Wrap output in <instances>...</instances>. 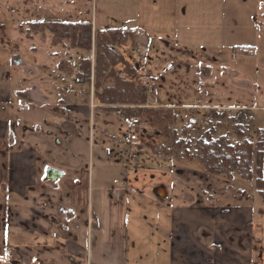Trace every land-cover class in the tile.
<instances>
[{
	"label": "crops",
	"instance_id": "crops-1",
	"mask_svg": "<svg viewBox=\"0 0 264 264\" xmlns=\"http://www.w3.org/2000/svg\"><path fill=\"white\" fill-rule=\"evenodd\" d=\"M102 1L101 12L122 18L116 21L120 26L99 30L130 29L131 39L138 34L154 42L169 39L212 51L223 47L227 28L225 0ZM109 3H114L118 11H112ZM253 16L254 13L248 17L250 24ZM247 47L256 51L253 44ZM9 58L5 54L0 61V139L4 138L8 147L0 151V202L21 206L18 218L30 224V230L41 240V234L50 239L45 249L26 242L25 261L36 264L52 259L54 263L83 264L85 258V264H264V204L254 188V177L249 182L236 173L231 182L219 176L205 177L214 180L211 193L191 178L190 185L181 183L190 189L182 193L186 202H174L175 195L163 186L153 190L159 198L157 204L136 200L126 182L115 178L116 173L106 161L94 160L91 155V166L81 170L73 149L84 144L87 133L81 135L80 129L66 124L63 118L81 122L95 105L88 104L82 92L74 88L57 98L58 86L53 82L59 76L58 64L56 71L44 70V75L34 71L28 80L16 72L11 74ZM60 62H64L62 58ZM62 66L68 69L66 63ZM200 68L204 69L202 76L208 78L211 67L202 63ZM261 69L264 63L256 61L248 84L259 89V95L262 93L258 85L262 82L264 86ZM220 70L226 74L223 67ZM262 96L256 99L259 107L226 104L205 108L216 112L242 109L254 122L251 113L264 110ZM161 107L172 110L173 106ZM67 126L72 130L68 141ZM254 138L255 134L249 141ZM143 142L140 139L138 146ZM95 163L97 168L92 167ZM196 170V174H203L200 168ZM189 172L195 175L194 170ZM177 173L174 176L185 175L182 170ZM227 185L234 191L246 190L247 194L236 197ZM215 189L218 199L214 200ZM85 221L90 227L86 249L78 239L79 225ZM57 239H61V247ZM53 250L55 254L47 256Z\"/></svg>",
	"mask_w": 264,
	"mask_h": 264
},
{
	"label": "rangeland",
	"instance_id": "rangeland-1",
	"mask_svg": "<svg viewBox=\"0 0 264 264\" xmlns=\"http://www.w3.org/2000/svg\"><path fill=\"white\" fill-rule=\"evenodd\" d=\"M101 2L104 3L102 0H0V61L5 54L10 55L11 74L16 72L28 80L34 71H40L43 75L46 71H56L59 58L63 59L62 63L68 65V69L58 66L56 74L59 76L54 79L55 82L52 80L53 85L58 86L57 98L64 97L67 89L74 88L82 92L88 104L95 105L88 117L81 118V122L63 118L66 124H73L75 129H80L81 135L85 136L84 132L87 133L84 144L73 149L79 156L81 170L91 166V155L94 160L106 161L114 170V174L116 173L115 178L126 182L132 196L136 200H146L151 206L159 201L153 191L156 186H163L166 191L174 194V202H186L187 199L182 193L190 189H186L181 183L188 182L187 185H190L191 178L194 183L205 186V190L211 193L214 180H206L205 177L215 176H205L208 174L200 163L189 155L193 151V142L202 136L209 127L208 123L214 127L213 139L224 136L230 144L239 140L233 132L234 123L230 120L237 110L215 111L217 118H214L210 116L206 106L229 104L259 107L256 99L261 100L263 97L264 86L262 82L258 85L262 93L259 95V89H252L248 84L255 62L264 63V0H225V41L223 47L217 51L207 47H187L169 39H157L154 42L138 34L133 35L132 39L131 34L115 42L114 50L121 55L124 64L136 70L135 75L129 76L124 72L125 65L118 64L115 66L117 76L133 80V84L139 89H142L141 77L148 76L153 84V91L148 96L144 92L147 96L146 105L155 111L160 110L155 115L141 116L138 133L144 142L140 146H129L124 142L123 136L127 131L114 110L96 107L102 104L96 99L93 86L94 46L92 45L89 52L63 49L59 45H52V33L47 28L44 29V26L52 21H90L93 34L99 27L120 26L116 21L120 20L121 16L101 12ZM109 5H112V11L117 10L114 3ZM252 13L254 21L250 24L248 17ZM230 23L233 26L230 27ZM258 29L261 30L259 33ZM248 44L256 46V51H247L246 48L245 51L232 49L233 46L247 47ZM82 58H87L90 62L91 79L88 84L81 80L75 81L79 73L78 64ZM15 62L17 65L14 66ZM202 63L211 67L208 78L202 76ZM221 67L226 70L225 75L220 73ZM259 72L264 73V70ZM28 80L25 82L27 87ZM113 83L111 78L102 80L103 86ZM22 102L24 103L23 100ZM158 104L173 107L171 110ZM251 114L255 120L244 130V139L248 141L254 136L256 128L264 124V110H254ZM69 127L66 128V140L72 134ZM7 149L6 140L1 138L0 151ZM95 164L92 165L93 168H97ZM199 168L203 174H196V169ZM179 170L184 171L185 175L174 176ZM190 170H194L195 175H191ZM217 192L215 189L214 200L218 199ZM193 200L197 201L199 197ZM21 210L18 204L0 202V264H29L25 261L26 242L43 249L48 246L49 238L41 234V240L30 230V224L26 225L23 219L18 218ZM79 227L78 239L86 249L90 239V227H87L86 221ZM91 232L94 235L93 223ZM60 236L58 233L57 238ZM57 240L61 247V239ZM54 250L49 251L47 256L55 254ZM28 251L32 252L30 249ZM85 261L84 258L82 263L85 264ZM36 264L67 262L54 263L52 259H45V262Z\"/></svg>",
	"mask_w": 264,
	"mask_h": 264
},
{
	"label": "trees",
	"instance_id": "trees-1",
	"mask_svg": "<svg viewBox=\"0 0 264 264\" xmlns=\"http://www.w3.org/2000/svg\"><path fill=\"white\" fill-rule=\"evenodd\" d=\"M52 33V45H59L66 50L89 52L94 46V81L95 97L108 110H116L122 106L124 113L141 118L143 115H155L152 107L147 106V96L143 89H139L133 80L119 78L115 66L124 64L121 55L114 50L118 39L127 38L132 34L130 29L96 30L92 33L90 21H52L44 29ZM92 38L94 39L92 41ZM250 51L252 47L233 46L235 51ZM62 65V62L58 66ZM124 72L129 76L136 74V70L124 64ZM78 78L82 82H90V62L82 58L78 64ZM111 78L112 85L103 86L102 80ZM215 111H210V116L217 118ZM234 123L233 132L239 139L234 144L224 136L213 139L214 127H209L202 136L193 142V151L189 157L196 160L210 176L223 177L228 182L233 180L236 173L239 178L249 182L254 177V188L264 204V175L262 173L264 155V126L257 128L253 142L244 139V130L252 125V118L247 112L238 109L230 119ZM232 190L230 185L226 187ZM234 196L241 197L247 194L246 190L233 191ZM249 195H247V198Z\"/></svg>",
	"mask_w": 264,
	"mask_h": 264
},
{
	"label": "built area",
	"instance_id": "built-area-1",
	"mask_svg": "<svg viewBox=\"0 0 264 264\" xmlns=\"http://www.w3.org/2000/svg\"><path fill=\"white\" fill-rule=\"evenodd\" d=\"M76 82H79V78H75ZM140 85L145 94L148 96L153 91V84L148 76L141 77ZM118 116L119 120L126 128V134L123 136L124 142L129 146H138L140 143V136L138 133V127L140 124V119L124 113L122 107H117L114 111Z\"/></svg>",
	"mask_w": 264,
	"mask_h": 264
}]
</instances>
